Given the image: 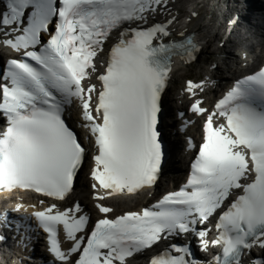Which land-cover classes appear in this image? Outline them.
<instances>
[{"label": "snow or ice", "instance_id": "1", "mask_svg": "<svg viewBox=\"0 0 264 264\" xmlns=\"http://www.w3.org/2000/svg\"><path fill=\"white\" fill-rule=\"evenodd\" d=\"M168 3L0 0V190L42 197L31 212L17 202L21 216L5 211L0 228L22 247L41 232L46 264H134L145 252V264H204L191 240L179 242L189 234L201 251L217 250L208 264H264V64L208 107L201 94L211 79L187 81L201 140L185 141V181L136 211L113 215L106 203L157 182L170 57L196 59L190 38H172ZM73 106L83 141L65 115ZM86 160L95 220L69 203Z\"/></svg>", "mask_w": 264, "mask_h": 264}, {"label": "bare ground", "instance_id": "2", "mask_svg": "<svg viewBox=\"0 0 264 264\" xmlns=\"http://www.w3.org/2000/svg\"><path fill=\"white\" fill-rule=\"evenodd\" d=\"M229 1L233 2V4H236L235 2L240 3L239 0ZM240 1L248 4L241 6L240 10H237L241 22L233 24V26L232 23L227 24L229 19L227 18L228 10L225 7L226 0H169L168 3L170 15L175 17L174 22L170 25L173 32L177 35L193 32L197 38L198 51L195 53L196 62L204 73L200 78H210L212 81L210 93H219L239 76L254 70L262 60L260 50L261 41L264 39V0ZM155 18L160 20L163 17L157 15ZM223 26H225L226 30L222 34ZM231 26V31H229V27ZM222 35L223 37H227L226 42L228 45L225 44L222 47H219V45L216 47L212 46L216 41L219 43ZM208 53L214 56V59H211L210 62L208 61ZM212 64L215 65L214 69L210 67ZM180 76L179 72L175 73L173 80H171V85L180 81ZM179 95V91L173 93L170 89L165 94L167 109L164 127L168 142L172 147V153L169 160L170 164L165 168L163 178L160 179L157 186L161 192L176 188L184 180L188 159L193 154L185 150L184 137L187 134L198 131L197 126L200 124L199 119H197L185 131L179 126L181 120L176 117L175 113L177 101L181 99ZM67 113L70 115V121L80 124L75 106L69 109ZM172 113L175 114L172 115ZM90 191L88 178L84 173L80 174L71 201L78 200L83 204L85 211L93 213L97 217V212L93 206L94 202L90 197ZM29 201L31 202V200ZM116 204L114 214L145 205L141 197L135 203L119 200ZM18 217L19 215L16 213L10 216L11 219H17ZM0 235L5 237L1 241H6V244L10 245L11 249L15 252H18L19 248L25 251H28L30 248V246L26 248L18 246L17 240L13 238V233L10 231L0 228ZM31 235L30 243L34 246L32 252L42 257L45 254L41 246L42 239L36 230L32 231ZM23 262L25 260L21 261V263ZM208 262L209 260L205 259L204 264H208ZM134 264H142V257H137Z\"/></svg>", "mask_w": 264, "mask_h": 264}, {"label": "rangeland", "instance_id": "3", "mask_svg": "<svg viewBox=\"0 0 264 264\" xmlns=\"http://www.w3.org/2000/svg\"><path fill=\"white\" fill-rule=\"evenodd\" d=\"M243 4V3H242ZM227 25V24H226ZM225 25V26H226ZM225 26H223V28H222V34H223V32L226 30L225 29ZM226 40H227V37H223V35L220 37V41H219V43H218V41H216V42H214L213 43V45L212 46H214V47H216L217 45H219V47H222V46H224L225 44H227L228 45V43L226 42ZM218 43V44H217ZM208 55H209V57H208V61L210 62V60L211 59H214V56H213V54H210V53H208ZM197 63V62H196ZM181 73L182 72H184V74H185V76H192V77H201V76H203V71H202V69L201 68H199L198 67V64H193V65H191V66H189V67H186L185 69H183V70H181L180 71ZM177 83V82H176ZM176 83H174V84H176ZM175 113H172V115H174ZM163 125H164V123H163ZM164 129H165V127H164ZM168 140V139H167ZM168 144L170 145V147H171V144L168 142ZM171 149H172V147H171ZM172 153V152H171ZM170 164V163H169Z\"/></svg>", "mask_w": 264, "mask_h": 264}]
</instances>
